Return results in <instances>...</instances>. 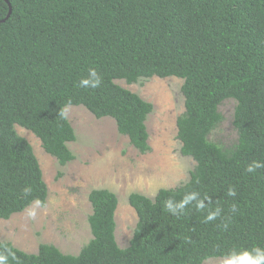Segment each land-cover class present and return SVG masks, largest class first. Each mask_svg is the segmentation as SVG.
I'll return each mask as SVG.
<instances>
[{"label":"trees","instance_id":"16d2710c","mask_svg":"<svg viewBox=\"0 0 264 264\" xmlns=\"http://www.w3.org/2000/svg\"><path fill=\"white\" fill-rule=\"evenodd\" d=\"M8 1L0 0V20L12 7L0 22V218L36 199L47 203L49 193L17 124L38 136L61 165L75 158L68 105L114 118L136 149L150 150L146 121L154 105L117 79H183L177 137L181 153L196 161L189 179L175 187H162L154 197L129 194L138 220L128 246L116 238L117 193L93 188L92 237L77 254L46 242L27 252L3 240L0 254L14 253L8 264H204L264 249V0ZM90 69L100 86L80 87ZM229 98L236 100L238 138L223 146L211 134ZM190 193L203 208L193 201L181 215L165 209L166 201Z\"/></svg>","mask_w":264,"mask_h":264},{"label":"rangeland","instance_id":"374dc122","mask_svg":"<svg viewBox=\"0 0 264 264\" xmlns=\"http://www.w3.org/2000/svg\"><path fill=\"white\" fill-rule=\"evenodd\" d=\"M116 82L153 103L146 121L150 150L142 153L136 149L118 131L114 118H98L83 105H68L66 114L77 134L68 145L75 158L61 165L45 151L38 136L17 124L16 130L29 140L40 162L49 190L47 207L37 211L35 220L27 219L25 209L8 219L0 218V241H11L27 252H37L42 242L53 243L65 253L77 254L92 237L88 216L93 209L88 194L93 188L106 187L117 193L116 238L126 247L138 220L129 194L137 191L154 197L160 188L189 179L196 161L181 153L177 137V119L185 110L183 79L152 76L133 83ZM235 106L233 98L221 104L224 120L211 134L223 146H231L238 138L233 124ZM224 259L210 257L204 264H223Z\"/></svg>","mask_w":264,"mask_h":264},{"label":"clouds","instance_id":"9594fccd","mask_svg":"<svg viewBox=\"0 0 264 264\" xmlns=\"http://www.w3.org/2000/svg\"><path fill=\"white\" fill-rule=\"evenodd\" d=\"M100 83L101 78L96 72V70L90 69L88 78L81 79L79 82V86L83 88H97L100 86ZM260 166L261 165L259 164H256L254 166L250 165L247 170L249 172H253L256 167ZM24 191L25 193H28L30 189L25 188ZM153 195H155V193H153ZM229 195L234 196L235 190L229 189ZM193 201H197L198 208L204 207L203 202L198 200V194L190 193L186 195L182 201H166L165 209L172 215H181L185 207ZM46 207L47 205L44 201H41L39 199L33 200L25 209L27 219L35 220L37 216V211L40 209H45ZM218 215L219 210H217L216 212H212L207 216V220H214ZM224 227L227 228V224H225ZM8 255H12L14 257V253H11L10 250L8 251ZM8 255L0 254V264H8ZM223 264H264V249L255 248L252 251L245 250L238 254L233 252L229 255V257H226L224 259Z\"/></svg>","mask_w":264,"mask_h":264},{"label":"water","instance_id":"95a60500","mask_svg":"<svg viewBox=\"0 0 264 264\" xmlns=\"http://www.w3.org/2000/svg\"><path fill=\"white\" fill-rule=\"evenodd\" d=\"M6 1H7V2L9 3V5H10V2H9L8 0H6ZM11 11H12V7L10 6V11H9L7 17H6L5 19H3V20H0V22H1V21H5V20L9 17V15L11 14Z\"/></svg>","mask_w":264,"mask_h":264}]
</instances>
